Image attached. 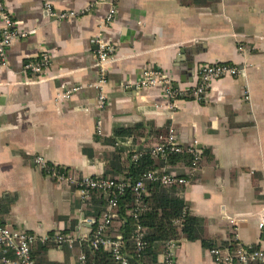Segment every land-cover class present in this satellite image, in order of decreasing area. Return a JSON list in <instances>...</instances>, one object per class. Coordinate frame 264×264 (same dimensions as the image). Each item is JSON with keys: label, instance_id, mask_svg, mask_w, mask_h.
<instances>
[{"label": "crops", "instance_id": "1", "mask_svg": "<svg viewBox=\"0 0 264 264\" xmlns=\"http://www.w3.org/2000/svg\"><path fill=\"white\" fill-rule=\"evenodd\" d=\"M2 1L15 28L28 35L8 45L5 63L0 61V222L37 236L64 232L75 238L63 245L37 241V264H79L104 205L82 200L76 187L46 176L35 157L79 176H102L122 162L120 148L126 153L144 146L125 136L116 139V148L107 142L113 127L136 123L165 129L159 136L173 129L181 146L194 144L200 154L208 149L211 155L203 156L189 184L179 186L187 209L203 219L205 235L216 242L212 247L237 235L264 248L254 219L264 206V0H114V19L104 34L116 50L106 72L108 104L100 109L92 37L108 4L49 0L57 11L77 12L59 20L47 15L42 0ZM41 54L49 61L39 74L24 68ZM216 62L240 72L213 79L201 101L185 98L174 108L160 86L138 87L148 65L190 88L197 67ZM71 87L77 89L70 98L56 99ZM242 222L255 228L253 235L236 231ZM164 243L157 249L159 264ZM209 250L198 239L181 238L174 264H215ZM3 254L0 247V264H7ZM6 255L14 259L12 251Z\"/></svg>", "mask_w": 264, "mask_h": 264}, {"label": "built area", "instance_id": "2", "mask_svg": "<svg viewBox=\"0 0 264 264\" xmlns=\"http://www.w3.org/2000/svg\"><path fill=\"white\" fill-rule=\"evenodd\" d=\"M97 3H107L108 12L97 27L96 33L92 37L95 45L93 50L98 68L97 82L98 94L96 98V107L103 108L108 104L105 93L107 83L106 72L109 64L115 57V45L105 37V29L110 26L115 15L114 0H95ZM42 6L47 15L53 19H68L76 16L77 12L73 10L57 11L49 0H42ZM28 32H19L15 28V22L10 14L5 10L3 1L0 0V61L5 63V49L14 40L25 38ZM48 56L41 54L35 61H27L24 68L32 73L39 74L48 64ZM240 72L239 68L230 63H202L197 67L196 83L190 88H181L174 84L171 76L159 67L148 65L141 73L138 81V87L148 88L151 86H160L165 97L171 107H178L179 102L185 98L201 101L206 95L210 83L213 79L225 76H236ZM77 87H71L61 90L57 93V100H64L71 97ZM159 142L152 147L150 154L153 158H159L162 161L167 160L170 154L187 153L190 155V166L186 176H177L174 172L159 173L157 170H147L136 181L128 182L124 180L116 181L113 178L103 176H79L73 170L60 167L48 163L45 158L38 155L35 157V163L44 172L46 176L51 177L57 182L64 183L68 186H74L78 189L82 200H87L90 193L99 191L107 195V203L100 218L94 221L95 226L88 238L92 248L98 249L103 247L111 252L114 260L118 264H128V258L123 252V243L119 237L108 235L107 228L114 217L113 209L117 206V196L121 194L125 188L130 187L134 194L133 217L137 220L133 231V238L138 250L144 245L142 226L138 221V214L143 207L140 206L142 193L146 189L147 182H156L163 186L187 185L194 176L201 154L194 144L183 147L178 143L176 134L173 129H169L167 134L158 137ZM138 155L134 154L133 159H137ZM111 192V194H109ZM255 224L259 231L264 232V206L260 207L255 214ZM52 241L56 245L72 244L75 238L65 233H54L52 236H37L33 232L13 229L0 222V247L3 251L2 261L7 264H37L33 255L32 248L37 241ZM179 240L169 239L164 243L163 256L161 264H174V251ZM235 245L213 246L209 250V254L213 258L215 264H249L256 262L264 264V248L245 244L238 240L237 235L231 242ZM12 251L14 259L7 257L6 253ZM79 264H86L85 254L79 256Z\"/></svg>", "mask_w": 264, "mask_h": 264}, {"label": "trees", "instance_id": "3", "mask_svg": "<svg viewBox=\"0 0 264 264\" xmlns=\"http://www.w3.org/2000/svg\"><path fill=\"white\" fill-rule=\"evenodd\" d=\"M151 129V127H150ZM165 133V129L147 130L140 123L132 125H117L113 127L112 135L109 137V144L115 145L119 137H132L135 140L143 141V147L138 148L135 152H130L123 148L122 162L104 172L103 177L113 178L116 181L124 180L134 182L142 173L147 170H157L159 173L176 172L177 176L183 177L177 167L190 166V155L187 153L170 154L166 161L159 158H153L150 154L152 147L159 142V135ZM147 137H150L147 140ZM116 148V145H115ZM208 149L203 151L198 164L202 163V158L208 157ZM137 154V159L133 155ZM121 155V154H120ZM120 158V156L117 154ZM146 189L142 193L140 206L143 207L138 214V221L142 226L144 245L140 250L137 249L133 238V231L137 220L133 217L134 194L130 187L118 194L117 206L113 209L114 217L111 219L107 228L108 235L119 237L123 243V252L128 258V264H159L157 261V249L159 244L169 239L200 240L201 244L208 250L214 245V240L205 235L203 229V219L187 209V203L181 195V186H163L156 182H147ZM111 194V192L109 193ZM89 198L96 199L104 205L107 203V195L99 191L90 193ZM101 215L96 216V221ZM95 223H93V228ZM64 233V232H59ZM53 245V243H50ZM233 247L234 243H226ZM43 250L46 246H41ZM83 251L86 256V264H118L111 252L103 247L94 249L90 246L89 241L83 245ZM33 255V253H32ZM249 264H258L251 262Z\"/></svg>", "mask_w": 264, "mask_h": 264}, {"label": "rangeland", "instance_id": "4", "mask_svg": "<svg viewBox=\"0 0 264 264\" xmlns=\"http://www.w3.org/2000/svg\"><path fill=\"white\" fill-rule=\"evenodd\" d=\"M237 227L238 229L242 228L244 232H247L248 234H251V235H253V233L255 232V228L245 222L238 224V226L236 227L234 226V228H236V231H237Z\"/></svg>", "mask_w": 264, "mask_h": 264}]
</instances>
